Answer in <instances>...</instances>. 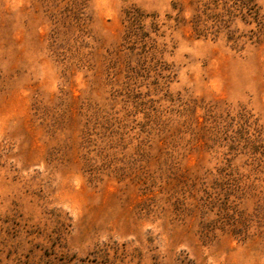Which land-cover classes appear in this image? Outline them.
<instances>
[{
    "label": "rangeland",
    "instance_id": "rangeland-1",
    "mask_svg": "<svg viewBox=\"0 0 264 264\" xmlns=\"http://www.w3.org/2000/svg\"><path fill=\"white\" fill-rule=\"evenodd\" d=\"M254 1L0 0V264H264Z\"/></svg>",
    "mask_w": 264,
    "mask_h": 264
},
{
    "label": "trees",
    "instance_id": "trees-1",
    "mask_svg": "<svg viewBox=\"0 0 264 264\" xmlns=\"http://www.w3.org/2000/svg\"><path fill=\"white\" fill-rule=\"evenodd\" d=\"M238 2H241V6L243 10H245L246 15L253 18L255 22L258 23V25L262 26L263 23V16L260 14L259 8L257 6V3L254 0H237ZM202 22L200 20H197L194 24L195 31L197 34L202 35L204 26H202Z\"/></svg>",
    "mask_w": 264,
    "mask_h": 264
}]
</instances>
